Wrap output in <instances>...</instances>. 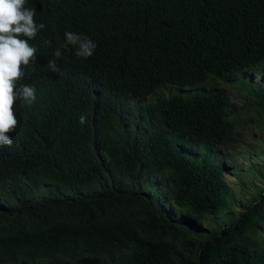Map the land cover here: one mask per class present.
Wrapping results in <instances>:
<instances>
[{
    "label": "trees",
    "instance_id": "obj_1",
    "mask_svg": "<svg viewBox=\"0 0 264 264\" xmlns=\"http://www.w3.org/2000/svg\"><path fill=\"white\" fill-rule=\"evenodd\" d=\"M25 7L45 25L25 69L41 96L15 102L13 144L0 147V264H264V189L230 210L216 156L238 143L242 110L264 112V0ZM66 31L94 54L69 46L47 70ZM166 85L182 91L145 101ZM222 85L250 101L233 110Z\"/></svg>",
    "mask_w": 264,
    "mask_h": 264
},
{
    "label": "clouds",
    "instance_id": "obj_2",
    "mask_svg": "<svg viewBox=\"0 0 264 264\" xmlns=\"http://www.w3.org/2000/svg\"><path fill=\"white\" fill-rule=\"evenodd\" d=\"M25 4L26 0H0V147L13 144L10 133L19 123L15 102L32 103L41 96V86L32 82L31 75L25 77V69L40 57L35 38L45 25L41 23L39 12ZM64 37V44L56 47L48 60L47 70L60 72L57 61L62 56L61 49L72 46L77 57L87 59L97 47L92 39L82 34L66 31ZM86 119L81 115L79 122L83 124Z\"/></svg>",
    "mask_w": 264,
    "mask_h": 264
},
{
    "label": "rangeland",
    "instance_id": "obj_3",
    "mask_svg": "<svg viewBox=\"0 0 264 264\" xmlns=\"http://www.w3.org/2000/svg\"><path fill=\"white\" fill-rule=\"evenodd\" d=\"M255 80L258 82L263 72H259ZM264 84V81L262 82ZM224 86V85H222ZM232 100L233 110L246 105L251 99L249 91L238 85L224 86ZM198 88H185L187 90ZM170 91H182L180 88L166 85L159 87L155 92L146 97V102H153L158 95L168 96ZM248 97V99H246ZM237 139L238 143L228 145L217 150L216 156L224 161V178L228 183V195L230 197V210L236 214L249 205L257 196L260 189H264V112L256 111L254 106H248L238 115ZM249 123L242 126L241 123ZM226 157L224 160L223 158ZM193 215H196L193 213ZM221 214L214 219L215 225L227 222L229 219ZM212 217L203 223L211 220Z\"/></svg>",
    "mask_w": 264,
    "mask_h": 264
}]
</instances>
